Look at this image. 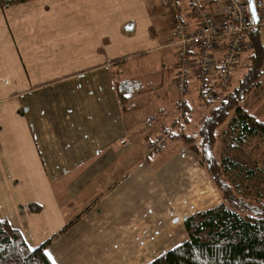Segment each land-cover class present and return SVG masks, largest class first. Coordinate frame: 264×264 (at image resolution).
Returning <instances> with one entry per match:
<instances>
[{"label": "crops", "instance_id": "1", "mask_svg": "<svg viewBox=\"0 0 264 264\" xmlns=\"http://www.w3.org/2000/svg\"><path fill=\"white\" fill-rule=\"evenodd\" d=\"M168 1L26 0L0 9V220L29 249L53 238L44 251L52 264H147L180 244L173 205L197 156L178 126L161 151L146 146L168 109L183 128L184 109L191 114L203 97L192 81L174 105L163 80L145 74L167 73V86L176 73L172 24L188 7ZM197 1L219 12L220 0ZM249 95L241 109L264 125V74ZM144 104L158 107L141 112ZM181 205L196 207L182 197Z\"/></svg>", "mask_w": 264, "mask_h": 264}, {"label": "trees", "instance_id": "2", "mask_svg": "<svg viewBox=\"0 0 264 264\" xmlns=\"http://www.w3.org/2000/svg\"><path fill=\"white\" fill-rule=\"evenodd\" d=\"M24 1L0 0V9ZM247 40L251 46L245 58L248 67L224 98L205 102L197 130L198 146L192 147L184 139L199 157L220 194L221 203L185 218L183 228L187 240L147 264H264V202L261 198L244 200L237 197L221 178L212 153L216 131L230 114L229 123L238 130L240 142L247 137H256L264 144V125L241 109L245 98L259 85L264 74V46L259 28L249 30ZM188 113L189 110L184 109L183 115ZM30 210L37 211L38 208L30 206ZM78 217L67 223L60 233L72 226ZM52 239L29 249L21 234L0 220V264H52L44 252Z\"/></svg>", "mask_w": 264, "mask_h": 264}, {"label": "built area", "instance_id": "3", "mask_svg": "<svg viewBox=\"0 0 264 264\" xmlns=\"http://www.w3.org/2000/svg\"><path fill=\"white\" fill-rule=\"evenodd\" d=\"M168 7L185 2L187 11L178 13L172 24L176 73L171 82L177 102L182 105L190 82L195 81L203 98L216 102L231 89L234 73L242 67V55L249 48L247 33L263 23L264 2L220 0L218 13L197 0H169ZM194 21L193 29L185 21ZM168 133L158 134L147 145L149 153L160 150Z\"/></svg>", "mask_w": 264, "mask_h": 264}, {"label": "rangeland", "instance_id": "4", "mask_svg": "<svg viewBox=\"0 0 264 264\" xmlns=\"http://www.w3.org/2000/svg\"><path fill=\"white\" fill-rule=\"evenodd\" d=\"M262 1L264 2V0ZM258 28H264V15L263 23L260 24ZM248 44L249 48L247 49L246 53L242 55V67L234 73L231 86L236 82V80L240 78L242 73H244L248 67L247 62H245V58L251 49L249 42ZM145 74L147 79L152 81V83L157 86L162 79L163 86L166 88L169 87L170 92L173 91L170 83H168L167 86L165 85L167 83V73L162 75V72L160 73L155 69H150V71L145 72ZM255 96L256 95H254V93H251V97L249 95V99L246 101L245 108L254 101L253 99ZM165 97H168V94H166ZM169 99L170 98L168 97L167 100L169 101ZM175 100H177L176 97L170 101H172V103L175 105ZM201 104V101L200 103L199 101H196L197 107L195 105V108L192 110L191 114H182V117H187L186 119H183V121L186 120L187 124H184L183 128L181 125H178V114L176 111H174L172 108L170 110L168 109L166 115H163V120L157 121L159 126L157 127V130L154 131V133L158 135L160 131L168 132L172 130V128L175 130L176 126H178V132H182L184 134L180 135L182 136L183 140L185 139V141H188L192 147H197L200 142L199 137L197 136V130L201 122L200 113L204 110ZM157 107L158 106H155L154 104H144L141 107V112L149 113L150 111H155ZM176 110L178 111V108H176ZM244 112L246 113V110ZM231 115L232 114L229 115L228 119L220 127H218L216 131L215 144L212 150L213 157L219 166L218 169L221 173V178L231 187L232 191L237 197L244 200H254L256 198H261L264 202V144L256 137H247L242 142H240L241 136L239 135L238 130L236 128L234 129L233 125L229 123L231 120ZM162 122H164V130H162L163 128H160ZM166 140L167 139L164 140L163 145L165 144ZM184 143L190 149V145L186 142ZM162 149L163 146L160 150L153 153H157ZM193 166L194 167L190 170H185L182 176V180L186 182V184H184L185 190L179 195L178 200L175 201L176 205H173L174 208L177 207L176 212H178L179 217L178 236H176L173 242L178 244L187 240V235L184 228L182 227L183 222L180 216L189 217L194 211H202L206 207L212 208L213 206L219 205L221 203L220 194L207 175L204 167L200 163L198 156ZM181 197L182 200L191 202L192 208L194 206L196 207L190 209L184 205L182 206ZM167 217L170 218L169 215H167ZM138 225L139 222L135 224L136 228H138Z\"/></svg>", "mask_w": 264, "mask_h": 264}, {"label": "snow or ice", "instance_id": "5", "mask_svg": "<svg viewBox=\"0 0 264 264\" xmlns=\"http://www.w3.org/2000/svg\"><path fill=\"white\" fill-rule=\"evenodd\" d=\"M47 255V254H46Z\"/></svg>", "mask_w": 264, "mask_h": 264}]
</instances>
